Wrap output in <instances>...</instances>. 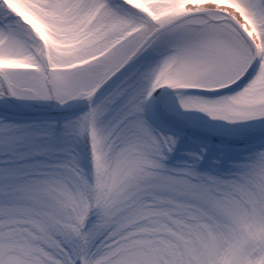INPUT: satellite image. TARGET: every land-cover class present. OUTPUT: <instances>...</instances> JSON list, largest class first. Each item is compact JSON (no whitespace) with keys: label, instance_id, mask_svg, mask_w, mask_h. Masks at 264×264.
Returning a JSON list of instances; mask_svg holds the SVG:
<instances>
[{"label":"snow or ice","instance_id":"6c2138e0","mask_svg":"<svg viewBox=\"0 0 264 264\" xmlns=\"http://www.w3.org/2000/svg\"><path fill=\"white\" fill-rule=\"evenodd\" d=\"M0 264H264V0H0Z\"/></svg>","mask_w":264,"mask_h":264}]
</instances>
